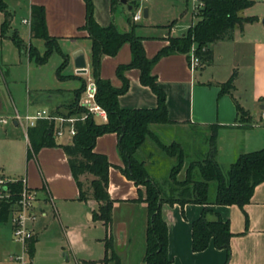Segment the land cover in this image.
I'll return each instance as SVG.
<instances>
[{
    "label": "crops",
    "instance_id": "crops-1",
    "mask_svg": "<svg viewBox=\"0 0 264 264\" xmlns=\"http://www.w3.org/2000/svg\"><path fill=\"white\" fill-rule=\"evenodd\" d=\"M251 1L253 5L241 11L240 16L256 20L235 29L231 41L211 45L210 64L191 73L187 56L173 53L160 58L151 69L166 95L167 117L172 122L163 127L216 126L220 164L221 160L231 163L239 154L264 149V138L256 139L253 135V129H264L257 124L259 115L264 112V0ZM91 2L93 20L100 27L114 24L120 32H126L130 29L128 20L137 25L135 33L142 37L148 59L168 45V37L182 36L197 21L194 4L190 9L189 0H149L145 5L147 18L138 22L132 21L128 5L117 4L112 11L110 0ZM32 6L43 7L46 33L56 39L61 54L67 59L59 73L60 78L57 70L63 58L58 52H53L42 65L29 56V46L36 49L39 57L46 50L45 41L32 36L30 23L22 22L30 21ZM24 8L27 17L20 23L27 25L26 35L23 36V31L16 27L13 35L22 41L26 54L12 41L13 53L0 52V117L9 121L0 125V133L3 146L11 147L19 142V169L11 171L5 164H0V177L24 179L29 188L39 193L43 191L50 199L48 203L42 197L36 204L38 218L31 225L34 236L28 245L32 264H115L109 251L105 260V243L110 239L119 264H145L149 216L145 203L135 202L138 188L142 192L144 188L136 187L119 170L124 164L117 150V135H102L94 145V152L104 155L110 164L108 195L115 203L112 223L107 228L94 219L96 202L79 199L78 187L61 147L72 142L67 132L68 124L39 120L25 135L12 120L15 113L33 115L41 110L52 116L68 117L67 109L78 102L82 92L77 93L85 83V77L77 75L75 69L86 67L91 70L92 43L82 29L86 20L83 0H26ZM0 39L10 42L5 36ZM130 61L131 51L126 43L115 56L102 57L100 78L120 88L122 82L116 76V68ZM124 75L129 86L118 98L119 107L127 110L156 108L157 98L148 87L140 84V72L130 69ZM231 77L233 89L221 94V85ZM247 90L249 99H242ZM235 102L248 113V123L238 120ZM39 122L52 125L55 146L42 147L28 159V133ZM60 126L64 130L61 138L55 135ZM18 130L23 138L18 139ZM238 137L241 146L235 149L234 142L238 143ZM87 178L91 179L90 176ZM85 179L81 178L82 181ZM203 208L196 204H186L183 208L178 204L162 206L171 264H224L225 251L217 250L211 244L202 252L191 251V224ZM211 209L230 224L233 236L228 264H264V182L255 187L243 210L234 205L212 206ZM19 250V245L12 240L9 219L0 221V264H16L13 256Z\"/></svg>",
    "mask_w": 264,
    "mask_h": 264
},
{
    "label": "trees",
    "instance_id": "trees-1",
    "mask_svg": "<svg viewBox=\"0 0 264 264\" xmlns=\"http://www.w3.org/2000/svg\"><path fill=\"white\" fill-rule=\"evenodd\" d=\"M86 8V20L82 27L91 40V73L97 85V103L107 114L106 122H99L89 116L75 124L76 133L70 145L61 146L70 168L71 175L79 190L81 201L93 200L97 204L94 219L109 228L112 223L114 201L108 195V172L110 164L104 155L94 152L96 139L102 135L114 133L118 137L117 150L124 168L119 170L138 188V199L135 202L145 203L149 220L145 233V264H171L168 257L167 224L162 217V206L178 204L183 208L186 204L204 206L200 216L191 224V251L199 253L211 244L217 250L226 253L224 264L230 257V232L228 220L214 212L212 206H237L243 210L249 204L256 186L264 182V149L237 155L233 162L223 169L217 160V127L210 126L211 134L203 137L199 149L183 145L179 139L170 143L161 142L153 133L152 126L171 125L166 108V95L157 84V78L151 74L153 65L162 57L173 53L184 54L189 61L191 49L199 59L200 66L212 61L210 46L217 42H228L233 39L235 29L242 28L245 23H252L255 18H243L240 12L253 5L251 0H200L202 6L197 10L196 23L182 36L168 37V45L160 49L156 55L148 59L142 44V37L135 33L137 25L128 20L129 31L120 32L114 24L107 27L97 25L92 17L91 0H83ZM111 1V10L117 0ZM132 10L137 7L138 0H126ZM131 10V12H132ZM0 11L6 5L0 0ZM7 19L2 28L5 27ZM30 32L34 38L45 41L46 50L39 57L36 49L27 48L29 56L34 57L37 64H44L53 52H58L63 62L57 70L66 65L67 59L61 54L57 41L46 33L43 7L32 6L30 11ZM17 49L24 47L17 35L11 38ZM129 44L131 61L116 68V76L122 82L120 88L113 87L109 81L100 78L101 59L104 56H115L123 44ZM137 69L139 81L148 87L157 98L154 109H121L118 98L128 91L129 82L125 72ZM60 78V76H59ZM233 77L221 85V94L233 89ZM84 87L77 94L83 91ZM238 120L248 123V113L235 102ZM82 109L74 102L68 109V116H79ZM52 125L39 122L29 131V147L27 158H32L42 147L55 146L52 139ZM152 141L160 152L159 160L139 158V151L148 141ZM152 154H150V157ZM91 177L88 179L87 177ZM86 177L85 181L81 178ZM0 221L9 219L12 207L17 202L21 191V181L7 183L1 189ZM105 260L107 252L115 264L118 257L113 251L112 240L105 243Z\"/></svg>",
    "mask_w": 264,
    "mask_h": 264
},
{
    "label": "built area",
    "instance_id": "built-area-1",
    "mask_svg": "<svg viewBox=\"0 0 264 264\" xmlns=\"http://www.w3.org/2000/svg\"><path fill=\"white\" fill-rule=\"evenodd\" d=\"M120 2V0H117ZM149 0H138V5L132 10V21L138 22L143 18V9ZM194 11L195 14L197 10L202 6L200 0L194 1ZM24 24H29L30 21L23 20ZM193 48L191 49L190 59H189V70L194 73L200 67L199 59L194 55ZM77 75H82L85 77L84 89L77 102V106L82 109V113L79 116H52L47 111L41 110L33 115L25 114L19 115L15 113L13 115V121H15L24 131L25 135L29 128L35 126L36 122L39 120L57 121L61 125L68 124L67 132L70 137H73L76 133L75 124L78 121H84L87 117L91 116L99 122H106L107 114L105 110L97 103V85L92 76L91 70L83 67L75 69ZM8 119L0 117V125H6ZM259 123L264 127V112L261 113L259 118ZM64 134L62 126H60L56 131L55 135L61 138ZM21 181V191L17 202L12 207L9 215V222L12 231V240L19 245L20 250L17 254L13 256V260L16 264H32L31 254L29 252L28 245L32 241L34 232L31 225L37 220L38 212L36 210V204L43 197L44 200L50 203L48 195L43 191L39 193L38 191L29 188L26 185L24 179H7L0 177V189L7 183H14ZM8 195H2L0 190V199L7 198Z\"/></svg>",
    "mask_w": 264,
    "mask_h": 264
},
{
    "label": "rangeland",
    "instance_id": "rangeland-1",
    "mask_svg": "<svg viewBox=\"0 0 264 264\" xmlns=\"http://www.w3.org/2000/svg\"><path fill=\"white\" fill-rule=\"evenodd\" d=\"M6 5V13L8 14V17L5 18V13L0 11V36L6 37L10 40L3 41V39H0V52L9 54L11 51L13 53V45L11 43V38L13 37V28L16 27L20 29V31H23V36L26 35L27 25H23L20 23V20L27 17V12L24 8V4L26 0H3ZM194 0H189V8L191 9L193 7ZM7 19V22L5 24V27L2 28V24H4L5 20ZM21 51L25 55V47L21 48ZM22 70V69H20ZM243 98L249 99V90H247L245 93H243ZM263 113V112H262ZM261 115V114H260ZM259 115V118H260ZM259 118L257 121V124H259ZM9 128V127H8ZM161 127V126H152L151 129L153 133L157 136V138L164 143H170L173 140L179 139V141L182 142L183 145H189L193 147L194 149H199L201 146V143H203V137H201L200 134H204V136H207L211 134V130L209 128H201V127H189V128H170L168 127ZM253 135L256 139L263 140L264 136V129L263 128H255L253 129ZM20 134V135H19ZM2 134L0 133V164H5L7 167L11 169V171H15L19 169L18 165V158H19V142L13 143L14 145L10 146H3L2 143ZM23 138L21 131L18 130V139ZM218 137V133H217ZM241 137V136H240ZM236 140V139H235ZM242 141V139H241ZM235 143V149L241 146V143L239 142L238 137V143L237 141ZM150 154L152 156L150 157ZM160 152L157 149L156 145L150 140L146 143V145L139 151L138 157L139 158H145L149 159L152 158L154 160H159ZM217 160H218V153H217ZM234 161V160H233ZM219 162V161H218ZM221 167L223 169H226L228 164L230 162L226 160H221ZM19 171V170H18Z\"/></svg>",
    "mask_w": 264,
    "mask_h": 264
},
{
    "label": "water",
    "instance_id": "water-1",
    "mask_svg": "<svg viewBox=\"0 0 264 264\" xmlns=\"http://www.w3.org/2000/svg\"><path fill=\"white\" fill-rule=\"evenodd\" d=\"M120 3H121L122 5H127L126 0H120ZM128 10L131 11V10H132V7H131V6H128ZM147 13H148L147 9L144 8V9H143V18H147ZM82 68H83V67H82Z\"/></svg>",
    "mask_w": 264,
    "mask_h": 264
}]
</instances>
